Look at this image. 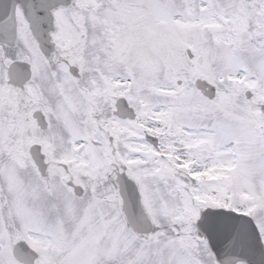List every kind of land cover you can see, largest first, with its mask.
<instances>
[{"label": "snow or ice", "instance_id": "1", "mask_svg": "<svg viewBox=\"0 0 264 264\" xmlns=\"http://www.w3.org/2000/svg\"><path fill=\"white\" fill-rule=\"evenodd\" d=\"M0 264H264V0H0Z\"/></svg>", "mask_w": 264, "mask_h": 264}]
</instances>
